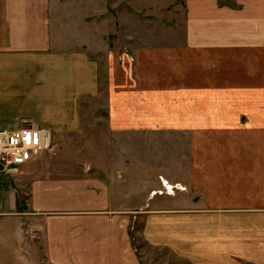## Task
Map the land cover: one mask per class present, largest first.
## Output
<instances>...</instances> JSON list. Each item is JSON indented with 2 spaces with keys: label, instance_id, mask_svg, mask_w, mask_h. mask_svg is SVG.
<instances>
[{
  "label": "crops",
  "instance_id": "1",
  "mask_svg": "<svg viewBox=\"0 0 264 264\" xmlns=\"http://www.w3.org/2000/svg\"><path fill=\"white\" fill-rule=\"evenodd\" d=\"M61 2L0 0V129L45 128L55 147L82 130L87 105L111 97L120 77L103 35L95 39L67 5L71 15L55 14ZM188 5L183 37L168 44L163 64L152 60L147 69L140 50L134 61L127 50L115 59L119 71L165 76L161 130L182 139L168 142L183 149L178 183L205 198L197 195L191 208H128L122 187L130 178L66 175L57 156L43 166L0 168V264H142L132 226L149 244L197 264H264V0ZM135 76L121 94L136 91ZM121 109L113 113L143 114ZM129 123L109 128L144 129Z\"/></svg>",
  "mask_w": 264,
  "mask_h": 264
},
{
  "label": "rangeland",
  "instance_id": "2",
  "mask_svg": "<svg viewBox=\"0 0 264 264\" xmlns=\"http://www.w3.org/2000/svg\"><path fill=\"white\" fill-rule=\"evenodd\" d=\"M60 1L61 11H54L55 14L60 15L62 12L64 15L72 14L74 17L78 15L83 18L89 27H93L90 29L94 31L95 39L103 35L104 44L108 45L110 51L115 52L111 65L114 76H120L119 86L117 83L111 97L107 95L98 103L87 105L88 111L83 117L80 132L72 138L65 137L66 140L57 147L52 137V147L36 153L31 162L39 161L43 166L46 161H52L54 156H57L55 160L61 169H66H63L66 175L85 169L98 174H109L113 180L130 178L125 179L128 184L126 182L123 185L126 187H122V192L129 193L122 196L127 201L129 199L126 206L128 208L144 203L148 204L149 208L157 206L161 209L173 205L194 207L195 197L198 195V201L205 196L198 192V188L191 189L192 187L181 184L185 177L186 165L182 158L183 149L169 145L175 137L176 143L179 142L182 146V139L178 136H167L166 131L161 130L166 124V108L169 107L165 76L161 73L152 76L147 70L150 64L148 62L152 60L154 63L159 61V65L163 64L166 61L168 44L175 43L182 36V33L177 31H182L184 27L187 11L190 10L188 0ZM65 5L70 7L71 14ZM126 50L128 57L133 61L136 52L137 57L140 56V51L143 53L144 60L147 61V69L143 73L135 70L133 66L131 69L126 70L124 67L118 70L119 65L115 58L118 57L120 63L124 55L122 52ZM158 69V66L154 67L155 74ZM134 75L138 85L136 91L121 94L125 93L123 88L129 90L132 87L128 82L131 78L128 76ZM138 76L141 77L139 82ZM139 96H142L141 102ZM114 107H120L124 111L130 108L143 114L118 115L113 113ZM127 122H142L144 129L113 131L109 128V124L121 125ZM154 128H157V131L152 130ZM188 135L193 138L191 133ZM140 187L143 195L137 193ZM135 189L137 192H134ZM131 230L135 235L133 242L142 264H197L190 259L178 257L165 246L149 244L145 237L139 236L141 234L136 231L135 226H132ZM32 237L40 239V236L31 234Z\"/></svg>",
  "mask_w": 264,
  "mask_h": 264
},
{
  "label": "built area",
  "instance_id": "3",
  "mask_svg": "<svg viewBox=\"0 0 264 264\" xmlns=\"http://www.w3.org/2000/svg\"><path fill=\"white\" fill-rule=\"evenodd\" d=\"M52 147V134L45 128L23 125L16 129H0V168L16 171L28 164L38 152Z\"/></svg>",
  "mask_w": 264,
  "mask_h": 264
}]
</instances>
